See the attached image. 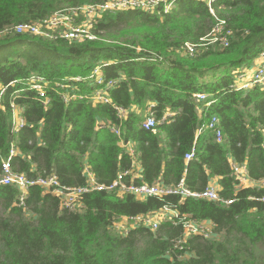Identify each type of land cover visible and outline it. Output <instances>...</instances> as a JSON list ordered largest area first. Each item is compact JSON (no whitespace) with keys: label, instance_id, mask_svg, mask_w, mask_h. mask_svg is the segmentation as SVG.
<instances>
[{"label":"trees","instance_id":"trees-1","mask_svg":"<svg viewBox=\"0 0 264 264\" xmlns=\"http://www.w3.org/2000/svg\"><path fill=\"white\" fill-rule=\"evenodd\" d=\"M106 1L0 0V32ZM213 7L215 15L202 0H177L168 12L105 11L94 22V40L25 33L0 38V174L2 159L14 147L13 170L30 179L55 175L63 186L78 187L88 183V169L99 183L111 184L120 171H134L123 139L135 144V164L141 167L140 176L126 178L128 184L176 186L184 179L186 188L201 192L217 178L221 197L237 198L227 206L178 195L138 199L102 191L84 195L81 207L69 210L40 186L30 187L26 206H20V190L0 185V264H257L264 203L256 199L264 197V187L237 190L232 163L246 164L252 181L264 178V86H233L264 52V0H223ZM219 19L232 32L229 45L208 44L187 55L184 44L199 43ZM33 75L54 88L48 105L31 88ZM57 83L82 96L100 90L112 104L65 102ZM199 93L208 94L211 106L194 99ZM12 105L22 109L18 131ZM115 107L126 109L124 119ZM214 115L222 143L206 129ZM149 117L157 121L154 131L144 127ZM111 125L120 127L121 138ZM193 147L195 158L186 162ZM165 206L181 218L210 221L214 238L191 236L179 251L180 219L164 220L156 231L138 226L126 235L113 226L122 217H146Z\"/></svg>","mask_w":264,"mask_h":264},{"label":"built area","instance_id":"built-area-1","mask_svg":"<svg viewBox=\"0 0 264 264\" xmlns=\"http://www.w3.org/2000/svg\"><path fill=\"white\" fill-rule=\"evenodd\" d=\"M177 0H107L102 4H88L80 8H69L55 12L48 18H45L36 22H28L25 24L17 25L13 28H6L0 32V38L10 36V34H31L35 36L54 38V39H66L69 41H84L96 39L93 33V25L98 16L105 11H123L128 9L134 10H155L159 7H163L164 11H170ZM208 5L210 12L215 15L216 11L213 7L215 3H219L223 0H202ZM85 18L84 21H81ZM225 21L218 20L217 25L212 31L204 38L200 39L199 43L187 42L183 46L184 52L189 56H195L200 52L203 46L208 44L220 43L225 47L229 45V36L232 35L230 30L225 28ZM257 60V66L251 74L248 80L244 73L239 72L236 80V84L233 86L234 89H250L255 85L264 86V52H261ZM94 75L99 84L103 83V79L100 77L99 70H95ZM71 80L80 81V78H74ZM32 89L36 90L44 100V104L50 103L48 91L54 89L50 86V83L45 81V78L40 75H34L29 82ZM112 85V83H109ZM61 88L60 95L63 97L65 102H69L73 99H89L94 102H102L106 104H112V100L106 95L102 94L99 90L92 96H82L69 91H64L68 87L63 84H56L55 89ZM5 89H0V102ZM194 99L199 103H204V107L211 106V102H208V94L199 93L194 94ZM13 108V120L15 130L18 131L24 126V120L21 116L22 109L19 106L12 105ZM118 111V115L121 119L126 117L127 111L122 107H115ZM200 113H203V108H199ZM157 121L153 117H149L144 123V127L148 130H155ZM220 120L214 115L211 116L210 121L206 124V129L212 131L215 134V139L218 143L223 142V132L219 127ZM111 131L121 138V129L117 125L110 126ZM201 131V130H200ZM120 145L125 148L128 156L134 160V171L133 167L120 171L117 178L111 184L99 183L95 176L87 169L86 175L88 183L78 187H66L63 186L57 176H47L43 178L30 179L25 174L18 173L13 170L12 160L16 155V148H12L8 158L2 159V171L0 174V185H12L16 186L20 194V206L25 207L26 197L29 188L32 186H40L47 192H50L61 201V206L65 209L75 210L81 207V201L84 195L92 192H117L120 195L132 194L138 199H144L146 197H158L164 198L168 195H178L183 199L194 198L204 199L215 202H222L225 205L233 204L237 198L223 199L220 195V187L218 184H209L204 191L195 192L191 191L185 186L184 179L176 186H164L161 184H134L127 183L126 178L131 177V181L137 178L139 171H135L138 166L135 164V144L132 141H124L121 139ZM195 147L191 149L189 153L185 155L186 162H190L195 158ZM232 169L236 177L237 190L245 187H264V178L260 181H252L249 178L246 164H239L236 162L232 163ZM261 203H264V197L256 199ZM167 219H180L184 227V238L175 241V248L179 251L184 250L183 244L191 236H201L205 239L214 238L213 224L210 221L197 222L183 216L181 218L180 213L169 206H165L159 212H155L149 216H137V217H122L115 221L113 226L120 233L126 235L132 228L138 226L150 227L153 231H156L160 223ZM184 254L180 255L182 258ZM189 257V255H188Z\"/></svg>","mask_w":264,"mask_h":264},{"label":"rangeland","instance_id":"rangeland-1","mask_svg":"<svg viewBox=\"0 0 264 264\" xmlns=\"http://www.w3.org/2000/svg\"><path fill=\"white\" fill-rule=\"evenodd\" d=\"M83 6H85V5H83ZM83 6H80V7H83ZM80 7H75V8H80ZM84 20H85V18H82L81 21H84ZM256 66H257V60H255L252 68H250L249 70H246V69L241 70V72L244 73L245 77L249 80L251 77V74L254 71V69L256 68ZM1 88H2V85L0 84V89ZM254 259L256 260L257 264H264V246H259L255 249Z\"/></svg>","mask_w":264,"mask_h":264},{"label":"crops","instance_id":"crops-1","mask_svg":"<svg viewBox=\"0 0 264 264\" xmlns=\"http://www.w3.org/2000/svg\"><path fill=\"white\" fill-rule=\"evenodd\" d=\"M137 168H138V171L140 172V171H141V167H140V165H138ZM212 183H213V184H218V179L215 178V179L211 180L210 184H212Z\"/></svg>","mask_w":264,"mask_h":264}]
</instances>
